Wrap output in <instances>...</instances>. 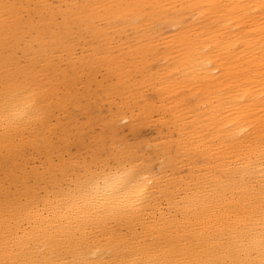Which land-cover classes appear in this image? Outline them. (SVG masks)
<instances>
[{"label":"bare ground","instance_id":"6f19581e","mask_svg":"<svg viewBox=\"0 0 264 264\" xmlns=\"http://www.w3.org/2000/svg\"><path fill=\"white\" fill-rule=\"evenodd\" d=\"M0 264H264V0H0Z\"/></svg>","mask_w":264,"mask_h":264},{"label":"clouds","instance_id":"9594fccd","mask_svg":"<svg viewBox=\"0 0 264 264\" xmlns=\"http://www.w3.org/2000/svg\"><path fill=\"white\" fill-rule=\"evenodd\" d=\"M126 175V172H116L112 175H105L94 181L89 186V190L94 197L99 198L114 190L123 181Z\"/></svg>","mask_w":264,"mask_h":264}]
</instances>
